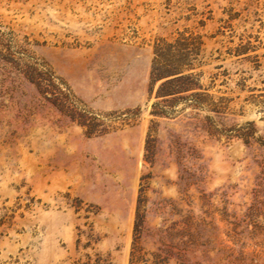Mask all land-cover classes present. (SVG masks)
<instances>
[{
    "label": "rangeland",
    "instance_id": "1",
    "mask_svg": "<svg viewBox=\"0 0 264 264\" xmlns=\"http://www.w3.org/2000/svg\"><path fill=\"white\" fill-rule=\"evenodd\" d=\"M0 264H264V0H0Z\"/></svg>",
    "mask_w": 264,
    "mask_h": 264
}]
</instances>
